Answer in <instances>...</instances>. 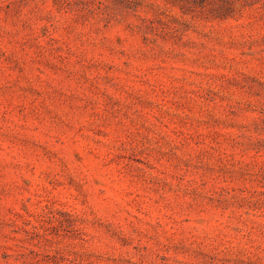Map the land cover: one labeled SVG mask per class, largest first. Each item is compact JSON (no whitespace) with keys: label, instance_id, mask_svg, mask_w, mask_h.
I'll return each instance as SVG.
<instances>
[{"label":"rangeland","instance_id":"rangeland-1","mask_svg":"<svg viewBox=\"0 0 264 264\" xmlns=\"http://www.w3.org/2000/svg\"><path fill=\"white\" fill-rule=\"evenodd\" d=\"M0 264H264V0H0Z\"/></svg>","mask_w":264,"mask_h":264}]
</instances>
